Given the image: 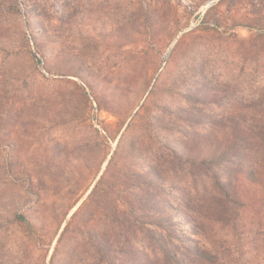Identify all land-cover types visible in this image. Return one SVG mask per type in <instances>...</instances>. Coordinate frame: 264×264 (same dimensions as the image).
Masks as SVG:
<instances>
[{
    "label": "rangeland",
    "instance_id": "1",
    "mask_svg": "<svg viewBox=\"0 0 264 264\" xmlns=\"http://www.w3.org/2000/svg\"><path fill=\"white\" fill-rule=\"evenodd\" d=\"M0 264H264V0H0Z\"/></svg>",
    "mask_w": 264,
    "mask_h": 264
},
{
    "label": "trees",
    "instance_id": "2",
    "mask_svg": "<svg viewBox=\"0 0 264 264\" xmlns=\"http://www.w3.org/2000/svg\"><path fill=\"white\" fill-rule=\"evenodd\" d=\"M31 42L33 43L31 46H29V51L30 53L33 55V57L38 61L41 62L40 59H38V56L42 59L43 57V53L41 52L39 45H38V40L37 38H34V36L31 37ZM13 222L18 223L20 225H23L25 227H27L28 229L32 230V224L31 222L22 214L20 215H15ZM162 220L158 219L155 224L159 227H162ZM160 236V237H159ZM164 236L162 233H158V239L156 240L157 243H161V241L163 240ZM189 241H191V238H188ZM161 255L163 254L165 260H169L171 257V251L167 248L166 244H162V248H161Z\"/></svg>",
    "mask_w": 264,
    "mask_h": 264
}]
</instances>
